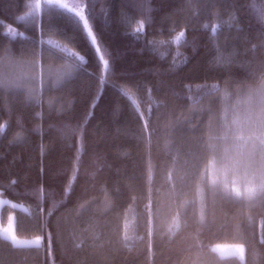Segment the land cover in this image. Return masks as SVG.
Masks as SVG:
<instances>
[{
	"label": "trees",
	"instance_id": "obj_1",
	"mask_svg": "<svg viewBox=\"0 0 264 264\" xmlns=\"http://www.w3.org/2000/svg\"><path fill=\"white\" fill-rule=\"evenodd\" d=\"M58 1L0 0V64L28 70L0 77V196L25 206L0 224L41 237L0 234V264H264V170L239 166L262 177L249 192L207 178L222 128L264 90V0Z\"/></svg>",
	"mask_w": 264,
	"mask_h": 264
},
{
	"label": "rangeland",
	"instance_id": "obj_2",
	"mask_svg": "<svg viewBox=\"0 0 264 264\" xmlns=\"http://www.w3.org/2000/svg\"><path fill=\"white\" fill-rule=\"evenodd\" d=\"M45 1L59 3L58 0ZM199 5L197 0H190V8L192 7L194 13L199 9ZM21 67H23L22 63L17 62L15 64L11 60H5L0 64V77L5 81H13L14 78L28 80V70ZM259 92V100L253 102V99H245L242 106L239 107L242 111H235L231 121H226L227 123L222 128L225 143L221 152L224 154L220 160L217 155H214L209 163L207 178L210 181L219 182L223 187L234 192H249L256 183L261 182L262 177L259 176L258 171L243 170L240 172L238 170L240 165L247 169L259 166L260 173L264 170V95L262 97L261 94H264V90ZM259 143L262 144L259 147V152L250 156L236 153V162L235 149L244 147L252 151L253 148L251 147L258 146ZM225 153H229V155L227 156ZM5 204L25 208L22 204L0 196V208ZM0 234L10 239L15 245H37L41 243V237H18L14 234V215L12 213L8 215L5 225L0 224ZM211 248L221 256L234 255L240 260L244 259L243 245L219 243L212 245Z\"/></svg>",
	"mask_w": 264,
	"mask_h": 264
},
{
	"label": "snow or ice",
	"instance_id": "obj_3",
	"mask_svg": "<svg viewBox=\"0 0 264 264\" xmlns=\"http://www.w3.org/2000/svg\"><path fill=\"white\" fill-rule=\"evenodd\" d=\"M76 18L79 21H82V26H83V29L86 32V36H87L88 40L90 41L91 45L95 48V51L97 52V54H99L98 58L102 62L104 70L108 71L109 68H110V61H109V59L105 58V55L101 54L102 49H101V47L98 44L97 36L93 32V28H92V26L89 23V19L86 18V16H85L84 8H82V11H81L80 15H77ZM18 19H23V17H19ZM144 27H145V22L144 21H138L137 22V26L134 29V34L135 35L142 34L143 30H144ZM205 27H207V25ZM215 28H216V26H213V29H212L213 30V34H215ZM12 35L15 36L16 33L13 32ZM182 36H184V32L183 31H181L180 33L177 34L176 39L179 40L180 37H182ZM49 43L52 44L54 42L50 40ZM55 46L56 47H60V45L58 43L55 44ZM76 55H77V53L73 52V56H76ZM79 59L81 61H85V58L83 56H79ZM185 63H186V61H185ZM74 67H75L74 65H69L68 68L65 70V72H62V73H60L58 75L57 79L61 80L63 78V75L70 74V72L74 69ZM103 82L104 81L102 79L101 83H103ZM96 103H98V100L96 101ZM94 107H95V104L93 105V108ZM4 127H5V125L3 123H0V131H3Z\"/></svg>",
	"mask_w": 264,
	"mask_h": 264
},
{
	"label": "clouds",
	"instance_id": "obj_4",
	"mask_svg": "<svg viewBox=\"0 0 264 264\" xmlns=\"http://www.w3.org/2000/svg\"><path fill=\"white\" fill-rule=\"evenodd\" d=\"M49 103H51V101H49Z\"/></svg>",
	"mask_w": 264,
	"mask_h": 264
}]
</instances>
